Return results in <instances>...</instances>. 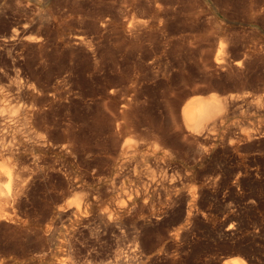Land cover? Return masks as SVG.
<instances>
[{"label":"rangeland","instance_id":"374dc122","mask_svg":"<svg viewBox=\"0 0 264 264\" xmlns=\"http://www.w3.org/2000/svg\"><path fill=\"white\" fill-rule=\"evenodd\" d=\"M212 93L232 108L194 133ZM8 105L0 264H264V0H0Z\"/></svg>","mask_w":264,"mask_h":264},{"label":"bare ground","instance_id":"6f19581e","mask_svg":"<svg viewBox=\"0 0 264 264\" xmlns=\"http://www.w3.org/2000/svg\"><path fill=\"white\" fill-rule=\"evenodd\" d=\"M8 40V39H7ZM11 41V40H10ZM19 69V68H18ZM2 71V70H1ZM18 76V75H17ZM110 78V77H109ZM13 80V79H12ZM23 89V88H22ZM24 89H25V87H24ZM128 89V88H127ZM26 90V89H25ZM25 90H24V93H25ZM31 90V89H30ZM26 92H28L27 90H26ZM34 92V91H33ZM28 94V93H27ZM30 94V93H29ZM28 94V95H29ZM126 94V93H125ZM112 96V95H111ZM22 97V96H21ZM28 97V96H27ZM136 99V98H135ZM10 100V99H9ZM238 100V99H237ZM232 102H233V97L231 96H229V97H222V96H220V95H218V94H215V93H212V94H210L209 96H203V95H195V96H192L191 97V101L189 102V103H187V104H185V106L183 107V116H184V118H185V120H186V124H188V126H189V128L194 132V133H197V134H201L202 132H206V131H204L205 130V125H206V123H208V122H210V121H215L217 118H221L220 120L222 121V122H224V120L226 119V117L228 116V113H229V111H230V109L232 108L231 107V104H232ZM34 103V102H33ZM32 103V104H33ZM262 103V102H261ZM36 104V103H35ZM234 104V103H233ZM2 105V104H1ZM31 105V104H30ZM34 105V104H33ZM263 105V104H262ZM6 106V105H5ZM0 107H2V106H0ZM7 107H9V105L7 106ZM35 107V106H34ZM36 108H37V105H36ZM35 108V109H36ZM130 108V107H129ZM21 109H23V108H21ZM25 109V108H24ZM38 109L40 110V109H42V108H39V106H38ZM125 109V108H124ZM123 109V110H124ZM1 111L0 112H5L6 110L8 111V112H10L11 113V115L12 114H14L15 116H16V113H19L20 111V107L19 106H16L15 105V107H9V109L8 108H2V109H0ZM37 110V109H36ZM35 110V111H36ZM19 111V112H18ZM29 112H31L30 110H28ZM35 111H34V113H33V115L35 114L36 116H40V115H38L39 114V112L38 111H36L37 113H35ZM7 112V113H8ZM33 112V111H32ZM21 113V112H20ZM2 114V113H1ZM41 114V113H40ZM29 116H30V114H28ZM27 115V116H28ZM33 115H32V119L34 118L33 117ZM3 116V115H2ZM26 116V117H27ZM35 116V117H36ZM9 117H10V115H9ZM21 117V116H20ZM42 117V116H41ZM3 118V117H2ZM10 118H12V117H10ZM1 119V118H0ZM4 119H5V117H4ZM13 119V118H12ZM17 119V118H16ZM26 119V118H25ZM28 119H29V117H28ZM27 119V120H28ZM41 119H44V118H41ZM19 120V119H18ZM3 121V120H2ZM17 121V120H16ZM23 121V120H22ZM25 121V120H24ZM31 121V120H30ZM34 121H36V120H34ZM216 122V121H215ZM25 123H28V122H25ZM24 123V124H25ZM132 123V122H131ZM245 123V122H244ZM30 124V123H29ZM31 124H32V122H31ZM6 125V124H5ZM27 125V124H26ZM245 125V124H244ZM251 125V124H250ZM8 126V125H7ZM6 126V127H7ZM29 126V125H28ZM31 126V125H30ZM4 127V126H3ZM15 127V126H14ZM25 127H27V126H25ZM42 127V126H41ZM46 127V126H45ZM39 128H40V126H39ZM38 128V129H39ZM49 128V127H48ZM216 128V127H215ZM215 128H210L207 132H209V133H214V131H215ZM8 129V128H7ZM19 129V128H18ZM20 129H22V128H20ZM20 129H19V131H20ZM28 129H30V128H28ZM32 129V128H31ZM35 129V128H34ZM38 129H37V131H38ZM248 129V128H247ZM15 130H16V128H15ZM23 130V129H22ZM26 130H27V128H26ZM47 130V129H46ZM37 131H35V132H37ZM49 131V130H48ZM66 131H70L71 132V128L70 127H68L67 128V130ZM29 132V131H28ZM31 132V131H30ZM43 133V135L45 134L44 132H46V131H44L43 132V130L42 131H40L39 133L37 132L36 134H34V135H37V134H40V133ZM245 132V131H244ZM248 132V131H247ZM250 132V131H249ZM27 133V132H26ZM47 133V132H46ZM25 134V133H24ZM48 134H50L49 132H48ZM53 134V133H52ZM154 134V133H153ZM5 135V134H4ZM46 135V137L48 136L47 134H45ZM157 135V134H156ZM155 135V136H156ZM162 135V134H161ZM15 136V135H14ZM36 137V136H35ZM39 136H37L36 138H38ZM45 137V136H44ZM51 137H52V135H51ZM4 137H2L1 136V139H3ZM54 138V137H53ZM76 138V137H75ZM32 139V138H31ZM39 139V138H38ZM41 139H42V137H41ZM50 139V138H49ZM55 139V138H54ZM53 139V140H54ZM95 139V138H94ZM130 139H131V137H130ZM43 140V139H42ZM41 140V141H42ZM48 141V140H47ZM98 141V140H97ZM251 141V140H250ZM6 142V141H5ZM12 142V141H11ZM36 142H38V141H36ZM51 142V141H50ZM64 142V141H63ZM138 142V141H137ZM47 143V142H46ZM53 143H55V142H53ZM62 143V142H61ZM60 143V144H61ZM130 143V142H129ZM154 143H156V142H154ZM42 144H43V142H42ZM49 144V143H48ZM125 144H127V143H125ZM131 144H134V143H131ZM128 145V144H127ZM138 145V144H137ZM140 145V144H139ZM47 146V145H46ZM49 146V145H48ZM51 146V145H50ZM74 146V145H73ZM72 144H71V141H65L64 143H62V145L60 146L61 147V149L62 150H66V151H69L70 152V150H72ZM131 147H132V145H130ZM134 146V145H133ZM125 147V146H124ZM123 147V148H124ZM127 147V146H126ZM140 147V146H139ZM128 148V147H127ZM136 148V147H135ZM130 150V149H129ZM133 150V149H132ZM15 151V150H14ZM61 151V150H60ZM128 151V150H127ZM131 151V150H130ZM135 151V150H134ZM139 151V150H138ZM132 152V151H131ZM5 153V152H4ZM14 155H16V153H13ZM194 155V154H193ZM39 157V156H38ZM34 158H35V156H34ZM146 158V157H145ZM39 159V158H38ZM135 159V158H134ZM136 160V159H135ZM10 161H11V159H10ZM5 162L6 164H8L7 166H6V164L4 165V166H1L0 165V174H3V178L2 179H0V219H2V218H4L5 216H6V209H7V207L8 206H10V204H12L15 200H16V195H17V190H18V188H19V186H20V184H21V179H22V175H23V168H22V166H21V162H20V160L19 159H16V158H14V161H12V162ZM22 161V160H21ZM137 161V160H136ZM138 161H139V159H138ZM142 162V161H141ZM4 163V162H3ZM158 163V162H157ZM122 166V165H121ZM129 166V165H128ZM138 166V165H137ZM143 166V165H142ZM25 169H27V168H25ZM44 169V168H43ZM71 169V168H70ZM149 170V169H148ZM147 170V171H148ZM93 171V170H92ZM25 172V171H24ZM120 172V171H119ZM124 172V171H123ZM129 172V171H128ZM155 173V172H154ZM26 174V173H25ZM24 174V175H25ZM101 175V174H100ZM135 175V174H134ZM149 175V174H148ZM132 176V175H131ZM150 176V175H149ZM25 177V176H24ZM23 177V178H24ZM165 181V180H164ZM23 182V181H22ZM152 182V181H151ZM168 182V181H167ZM142 183V182H141ZM22 186V185H21ZM20 186V187H21ZM74 187V186H73ZM80 187H81V185H80ZM177 188V187H176ZM175 188V189H176ZM75 189V188H74ZM114 189V188H113ZM64 191V190H63ZM82 192V191H81ZM131 192V191H130ZM148 193V192H147ZM124 194V193H123ZM126 194V193H125ZM132 194V193H131ZM149 196V195H148ZM78 197V196H77ZM80 197V200L83 198L82 196H79ZM78 197V198H79ZM188 197V196H187ZM76 201V199L74 200V202H76L77 203V206L75 205V210H73V208L72 209H67V210H64V212L65 213H67V214H82V212H84V208H87V206L90 204V202L89 201H86V204H82V203H84V202H82V201ZM83 200H84V198H83ZM73 203V202H72ZM68 205H70V204H68ZM87 205V206H86ZM71 206V205H70ZM122 207H123V205H122ZM108 208V207H107ZM106 208V209H107ZM132 208H133V206H132ZM9 210V209H8ZM113 210V209H112ZM130 211H132V210H130ZM114 212V211H113ZM117 212V211H116ZM64 213V215H67V214H65ZM103 213V212H102ZM109 213V212H108ZM107 213V214H108ZM118 213V212H117ZM85 214V213H84ZM83 214V215H84ZM102 215V214H101ZM113 215V214H112ZM111 215V216H112ZM115 215V214H114ZM125 215V214H124ZM109 216V219H108V217H107V219L106 218H104V217H100L101 218V224H102V227H104V229L103 230H111L113 227H114V220L112 221V222H110V215H108ZM81 217V216H80ZM119 217V216H118ZM113 218V217H112ZM154 218V217H153ZM151 220V219H150ZM153 220V219H152ZM96 222V221H95ZM119 224V223H118ZM144 225V224H143ZM101 226V225H100ZM142 227V226H141ZM90 229V228H89ZM144 229V228H143ZM93 230V229H92ZM186 230V229H185ZM104 232V231H103ZM109 233V232H108ZM131 233V232H130ZM143 233V232H142ZM136 238H137V236H136ZM135 238V239H136ZM145 242V241H144ZM121 243V242H120ZM129 250V249H128ZM130 255V254H129ZM140 255V254H139ZM114 264H116V263H114Z\"/></svg>","mask_w":264,"mask_h":264}]
</instances>
